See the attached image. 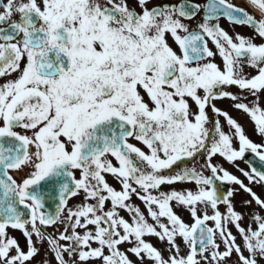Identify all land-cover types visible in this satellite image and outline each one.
<instances>
[{"label":"snow or ice","instance_id":"6c2138e0","mask_svg":"<svg viewBox=\"0 0 264 264\" xmlns=\"http://www.w3.org/2000/svg\"><path fill=\"white\" fill-rule=\"evenodd\" d=\"M254 186L264 0H0V264H264Z\"/></svg>","mask_w":264,"mask_h":264},{"label":"flooded vegetation","instance_id":"af4514ba","mask_svg":"<svg viewBox=\"0 0 264 264\" xmlns=\"http://www.w3.org/2000/svg\"><path fill=\"white\" fill-rule=\"evenodd\" d=\"M225 27H226V25H225ZM235 31L240 33L241 35H243L245 37H248L251 35V30H249L245 27H236ZM256 42L259 43L258 40ZM219 62L220 61L217 59V63H219ZM246 71H248V70L246 69ZM217 106L221 107V108H226L228 106V102L227 101L222 102V103L218 102ZM210 115H211V113H210ZM232 115H234L236 117V119L238 120V122L243 125L246 135L253 142L261 143V139L254 134V125L250 122V120L246 116V114H238V113L233 112Z\"/></svg>","mask_w":264,"mask_h":264},{"label":"rangeland","instance_id":"374dc122","mask_svg":"<svg viewBox=\"0 0 264 264\" xmlns=\"http://www.w3.org/2000/svg\"><path fill=\"white\" fill-rule=\"evenodd\" d=\"M238 2L242 3V0H237ZM202 162V161H201ZM214 162H218V163H223L224 167L227 168L230 172H232L235 175L239 176V173L235 171V169H233L231 166H229L226 162H223L221 158H214ZM240 167H245V165L243 163H240ZM243 179V177H241ZM109 183L113 184V186H115V182L112 181L111 179H109ZM191 187V186H189ZM164 190H167L166 188ZM253 191H255L256 193H258L259 195H263V190L258 187V186H254L253 187ZM239 199V198H238ZM134 203H136L137 205H139V201H136L135 198H133ZM142 207V205H141ZM123 215V213H121ZM15 235L17 236V238H19V233H15ZM21 243L23 244V241L21 240ZM152 243H156L155 240L152 241ZM157 247H160V245H157ZM41 259V257H37L36 260L39 261ZM50 259V258H49Z\"/></svg>","mask_w":264,"mask_h":264},{"label":"water","instance_id":"95a60500","mask_svg":"<svg viewBox=\"0 0 264 264\" xmlns=\"http://www.w3.org/2000/svg\"><path fill=\"white\" fill-rule=\"evenodd\" d=\"M257 167H259V165L257 164Z\"/></svg>","mask_w":264,"mask_h":264}]
</instances>
